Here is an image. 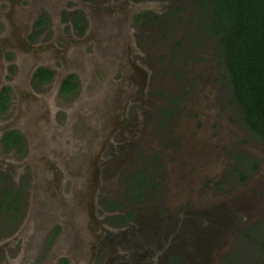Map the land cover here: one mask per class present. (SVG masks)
Wrapping results in <instances>:
<instances>
[{
  "label": "flooded vegetation",
  "instance_id": "1",
  "mask_svg": "<svg viewBox=\"0 0 264 264\" xmlns=\"http://www.w3.org/2000/svg\"><path fill=\"white\" fill-rule=\"evenodd\" d=\"M173 1L0 0V264L228 263L264 189L196 187L212 116L156 60Z\"/></svg>",
  "mask_w": 264,
  "mask_h": 264
},
{
  "label": "rangeland",
  "instance_id": "2",
  "mask_svg": "<svg viewBox=\"0 0 264 264\" xmlns=\"http://www.w3.org/2000/svg\"><path fill=\"white\" fill-rule=\"evenodd\" d=\"M145 1L151 2V0ZM164 12L168 13L160 20L163 21L167 31L164 42H169L168 48L171 52L159 55L156 60L162 64H182V69L188 67V71L183 72L181 76L171 77V81H174L175 85L181 83L188 85L194 97L198 95L210 100L202 107L212 116L210 130L206 132L207 136L204 140L207 155L206 157L201 155L199 159V161L207 160L205 163L210 167L204 169L205 176L201 183H196V187L210 188L213 197L218 195L225 197L227 193L230 194L237 188L243 189L248 183L251 185L257 183V188L263 190L264 140L247 132L240 121L236 106L229 96L216 41L206 34L202 19L197 15L191 0H174L173 5ZM156 27H153V30L161 31L160 26L158 29ZM162 37L163 35L159 38ZM154 39H158L155 34L154 38L152 35L149 39L147 49H152L153 44L156 43ZM168 57L169 62L166 60ZM169 81L165 82L166 86L170 84ZM180 90L181 88L178 89L179 92ZM203 142L200 143L199 152H202ZM243 168L245 178L241 183L239 172ZM246 170L252 171L247 173ZM254 191V196L258 197L257 207L253 205L256 211L253 210L251 215H243L242 219L240 218L242 221H248L251 226L244 232L245 234L239 232L240 235L228 245L223 255L230 256L227 264H258L262 259L258 243L259 236L264 237V234H259L255 225L264 221V193L256 189ZM248 196V192H244L243 205L250 210ZM227 206H230V203H227ZM255 214L257 216H254Z\"/></svg>",
  "mask_w": 264,
  "mask_h": 264
},
{
  "label": "trees",
  "instance_id": "3",
  "mask_svg": "<svg viewBox=\"0 0 264 264\" xmlns=\"http://www.w3.org/2000/svg\"><path fill=\"white\" fill-rule=\"evenodd\" d=\"M191 2L206 34L216 41L229 96L244 129L264 140V0ZM255 229L264 234V221ZM258 244V264H264V237L259 236Z\"/></svg>",
  "mask_w": 264,
  "mask_h": 264
}]
</instances>
